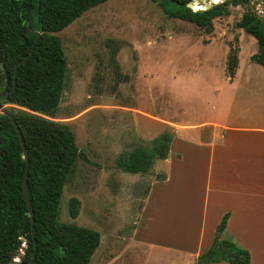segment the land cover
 Segmentation results:
<instances>
[{
	"label": "rangeland",
	"instance_id": "rangeland-1",
	"mask_svg": "<svg viewBox=\"0 0 264 264\" xmlns=\"http://www.w3.org/2000/svg\"><path fill=\"white\" fill-rule=\"evenodd\" d=\"M225 1L232 0L215 5ZM249 10L264 19V0L233 3L230 15L215 19L207 34L168 16L154 0H108L57 34L68 71L55 120L70 125L87 158L76 161L65 185L60 223L105 236L133 233L153 182L169 165L158 159L150 172L132 174L117 168L120 158L149 147L167 130L211 120L213 98L226 93L236 99L230 106L234 120L244 113V102L246 110L264 113V67L251 60L258 41L236 27ZM233 49L240 51L241 71L230 84L226 68ZM198 134L181 132L192 139ZM73 198L80 202L77 219L70 216ZM26 247L24 241L14 261H21ZM139 252L136 260L145 253Z\"/></svg>",
	"mask_w": 264,
	"mask_h": 264
},
{
	"label": "trees",
	"instance_id": "trees-1",
	"mask_svg": "<svg viewBox=\"0 0 264 264\" xmlns=\"http://www.w3.org/2000/svg\"><path fill=\"white\" fill-rule=\"evenodd\" d=\"M108 0H41L39 13L29 24L39 5L38 0H0V93L7 86L6 66L10 76L9 94L2 99L10 105L29 154L28 196L35 213L34 235L28 205L24 198L26 160L20 135L12 119L0 112V264H11L12 254L26 242L20 264H29L34 255V236L38 251L34 264H90L101 243V233L89 228L58 221L65 185L78 159L87 161L78 148L76 135L69 124L56 121L67 67L61 38L57 35L87 11ZM164 13L196 24L207 34L214 31V20L230 15V6L249 0H232L210 10L194 12L193 0H154ZM223 0L207 1L209 4ZM253 36L259 45L253 63L264 67V19L247 11L236 24ZM40 32L41 37L34 33ZM33 55L17 70V65ZM239 49H233L227 62V75L234 78ZM174 133L165 131L149 147H137L117 161V168L132 174L150 172L156 160L168 158ZM80 202H70V216L77 219ZM226 216L218 228L212 247L195 264H252L251 255L229 237ZM24 239V240H23Z\"/></svg>",
	"mask_w": 264,
	"mask_h": 264
},
{
	"label": "crops",
	"instance_id": "crops-1",
	"mask_svg": "<svg viewBox=\"0 0 264 264\" xmlns=\"http://www.w3.org/2000/svg\"><path fill=\"white\" fill-rule=\"evenodd\" d=\"M240 71L239 58L234 78L226 68L230 84ZM223 95L213 98L211 120L174 129L167 173L153 182L133 233L101 234L90 264H195L226 216L223 235L247 249L252 264H264V113L246 110L244 102V113L234 120L230 106L236 99ZM186 130L201 134L182 136Z\"/></svg>",
	"mask_w": 264,
	"mask_h": 264
},
{
	"label": "water",
	"instance_id": "water-1",
	"mask_svg": "<svg viewBox=\"0 0 264 264\" xmlns=\"http://www.w3.org/2000/svg\"><path fill=\"white\" fill-rule=\"evenodd\" d=\"M39 1V5L33 15V18L29 24V30L31 29V25L32 23L34 22V20L36 19L38 13H39V10H40V7H41V0H38ZM161 1V0H160ZM208 0H193L191 3L188 4V7L190 9H192L194 12L198 11V9H195V4L198 3L200 7H202L201 9L199 10H210L212 9L213 6H215V3L213 4H209L207 3ZM202 3V4H201ZM31 31V30H30ZM38 36V39L35 41L34 45H33V48L35 47V44L37 43V41L40 39L41 37V33L40 32H36L34 33ZM31 50L29 56L23 60L22 62H20L17 67H16V72H15V81H14V87L12 89V92L15 90L16 88V77H17V70L18 68L25 64L26 62H28L30 60V58L32 57L33 55V49ZM4 70H5V73H6V78H7V86L3 89V91L0 93V112L2 114H5L7 115L8 117H10L13 121V123L15 124V127L17 128V131L20 135V138L22 140V144H23V148H24V159L26 160V174H25V179H24V198H25V201L28 205V208H29V211H30V215H31V220H32V227H33V235H34V223H35V213H34V209L31 205V202H30V199H29V196H28V189H27V184H28V174H29V168H30V159H29V154H28V151H27V148H26V145H25V142H24V138L21 134V130L19 129L18 127V124L13 116V114L9 111V107L8 105H4L1 101L3 98H6L9 94L7 93V89H8V86L10 84V76L8 75L7 73V70H6V66L4 65L3 66ZM37 251H38V247H37V243L35 241V236H34V255L31 259V261L29 262V264H34L35 260H36V257H37ZM19 255V251H15L13 254H12V258H16L18 257ZM11 264H16L14 260H12Z\"/></svg>",
	"mask_w": 264,
	"mask_h": 264
},
{
	"label": "built area",
	"instance_id": "built-area-1",
	"mask_svg": "<svg viewBox=\"0 0 264 264\" xmlns=\"http://www.w3.org/2000/svg\"><path fill=\"white\" fill-rule=\"evenodd\" d=\"M22 259V258H21ZM15 263L18 264V263H21L20 259H15Z\"/></svg>",
	"mask_w": 264,
	"mask_h": 264
}]
</instances>
